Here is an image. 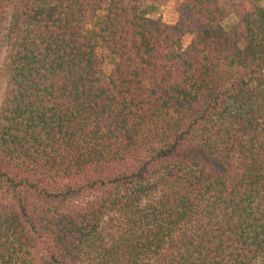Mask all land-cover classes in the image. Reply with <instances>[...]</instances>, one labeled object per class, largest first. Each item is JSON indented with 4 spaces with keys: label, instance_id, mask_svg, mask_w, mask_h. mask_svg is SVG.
Segmentation results:
<instances>
[{
    "label": "trees",
    "instance_id": "1",
    "mask_svg": "<svg viewBox=\"0 0 264 264\" xmlns=\"http://www.w3.org/2000/svg\"><path fill=\"white\" fill-rule=\"evenodd\" d=\"M158 1L0 0V264H264V5Z\"/></svg>",
    "mask_w": 264,
    "mask_h": 264
},
{
    "label": "rangeland",
    "instance_id": "2",
    "mask_svg": "<svg viewBox=\"0 0 264 264\" xmlns=\"http://www.w3.org/2000/svg\"><path fill=\"white\" fill-rule=\"evenodd\" d=\"M255 1L258 2L260 5H264V0H255ZM176 5H177L176 0H159L157 2V6L154 9H151L149 11V14L151 16L159 17L167 23H174L177 18ZM235 21H236L235 15L231 14L223 21V26L226 29H229L231 25L234 24ZM6 24H7L6 19H2L0 21V98L2 96V91L5 83V80L1 73V63L5 54V46L3 44L2 36Z\"/></svg>",
    "mask_w": 264,
    "mask_h": 264
}]
</instances>
